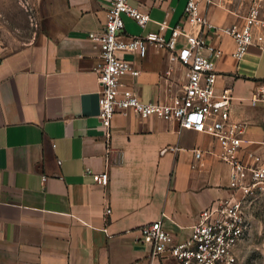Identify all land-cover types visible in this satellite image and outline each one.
Masks as SVG:
<instances>
[{"label": "crops", "instance_id": "crops-1", "mask_svg": "<svg viewBox=\"0 0 264 264\" xmlns=\"http://www.w3.org/2000/svg\"><path fill=\"white\" fill-rule=\"evenodd\" d=\"M111 1L31 0L35 28L28 39L5 51L23 38L12 32L0 37V264H180L152 257L138 242L139 229L162 219L182 240L202 210L240 196L217 140L176 121L118 113L106 152L95 72L101 50L88 34L103 28ZM129 2L151 20L141 28L125 16V36L158 32L162 21L176 25L186 4ZM246 9L226 0L201 4L218 27L241 24ZM255 37L239 60L231 36L207 34L208 44L222 50L216 91L232 89L230 114L244 129L246 163H253L252 154L264 163V30ZM118 55L139 69L122 80L144 101L167 102L187 81L186 67L170 50L149 45L143 53ZM105 171L109 183L102 186L94 176ZM107 207L112 212L106 216ZM236 252L239 258L240 244Z\"/></svg>", "mask_w": 264, "mask_h": 264}, {"label": "built area", "instance_id": "built-area-1", "mask_svg": "<svg viewBox=\"0 0 264 264\" xmlns=\"http://www.w3.org/2000/svg\"><path fill=\"white\" fill-rule=\"evenodd\" d=\"M166 1L160 0L161 3ZM226 1L247 6L241 24L218 27L201 10L202 3L211 5L214 0H186L183 16L176 25L169 27L167 21H162L158 32L125 36V16L145 28L151 20L150 14L129 0H112L103 28L88 34L101 50V61L95 72L100 84L99 118L106 128V152L111 150L113 117L132 111L141 118L154 115L176 121L181 129L211 134L220 146L219 156L231 166V188L240 192V196L219 200L202 210L187 238L176 240V236L166 230L162 219L139 229L138 242L150 248L152 257L169 256L180 264H238L237 247L251 228L246 202L256 188L264 185L261 157L252 154L253 163H246L241 156L244 129L231 119L232 89L216 91V59L222 50L207 42L211 30L229 35L237 45L236 58L242 59L255 42L256 31L264 30V0ZM21 3L34 21L33 3L28 0ZM168 28H171L170 37L165 36ZM149 45L172 51V59L179 60L187 69L186 83L167 102L144 101L122 80L128 74L137 76L139 69L132 61L121 58L119 52L143 53ZM170 72L167 70L166 74ZM165 151L167 148L162 150ZM195 156L201 159L202 152L196 150ZM58 163L61 164V160ZM94 179L107 186L109 172L97 174ZM46 180L43 176V181ZM111 212L107 207L105 215Z\"/></svg>", "mask_w": 264, "mask_h": 264}, {"label": "rangeland", "instance_id": "rangeland-1", "mask_svg": "<svg viewBox=\"0 0 264 264\" xmlns=\"http://www.w3.org/2000/svg\"><path fill=\"white\" fill-rule=\"evenodd\" d=\"M33 28L35 18L34 21L31 19L21 0H0V37L4 38V34L11 35L12 32L23 38L13 42L5 51L26 41ZM246 206L251 228L240 243L238 264H264V185L254 190Z\"/></svg>", "mask_w": 264, "mask_h": 264}]
</instances>
